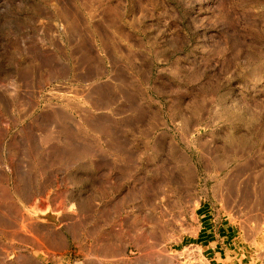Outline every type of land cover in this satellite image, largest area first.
I'll return each mask as SVG.
<instances>
[{
	"label": "rangeland",
	"instance_id": "1",
	"mask_svg": "<svg viewBox=\"0 0 264 264\" xmlns=\"http://www.w3.org/2000/svg\"><path fill=\"white\" fill-rule=\"evenodd\" d=\"M211 246L264 247V0H0V264Z\"/></svg>",
	"mask_w": 264,
	"mask_h": 264
},
{
	"label": "crops",
	"instance_id": "2",
	"mask_svg": "<svg viewBox=\"0 0 264 264\" xmlns=\"http://www.w3.org/2000/svg\"><path fill=\"white\" fill-rule=\"evenodd\" d=\"M208 250L215 264H264V247L234 246L219 249L211 246Z\"/></svg>",
	"mask_w": 264,
	"mask_h": 264
}]
</instances>
